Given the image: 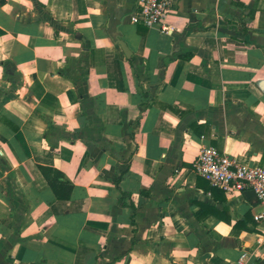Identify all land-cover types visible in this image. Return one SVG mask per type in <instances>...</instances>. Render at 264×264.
<instances>
[{
    "label": "crops",
    "instance_id": "1",
    "mask_svg": "<svg viewBox=\"0 0 264 264\" xmlns=\"http://www.w3.org/2000/svg\"><path fill=\"white\" fill-rule=\"evenodd\" d=\"M138 7L0 3V264H264L262 206L193 168L204 145L264 167V0Z\"/></svg>",
    "mask_w": 264,
    "mask_h": 264
},
{
    "label": "built area",
    "instance_id": "2",
    "mask_svg": "<svg viewBox=\"0 0 264 264\" xmlns=\"http://www.w3.org/2000/svg\"><path fill=\"white\" fill-rule=\"evenodd\" d=\"M4 0H0L2 3ZM171 0H139L137 12L131 16L133 23L153 26L164 22ZM193 168L208 183L225 193H242L252 190L262 210L254 214L255 220L264 221V167L238 162L214 146L200 148Z\"/></svg>",
    "mask_w": 264,
    "mask_h": 264
},
{
    "label": "trees",
    "instance_id": "3",
    "mask_svg": "<svg viewBox=\"0 0 264 264\" xmlns=\"http://www.w3.org/2000/svg\"><path fill=\"white\" fill-rule=\"evenodd\" d=\"M49 188L57 199H69L73 190V183L65 178L59 171L39 165ZM117 183V180H114Z\"/></svg>",
    "mask_w": 264,
    "mask_h": 264
},
{
    "label": "water",
    "instance_id": "4",
    "mask_svg": "<svg viewBox=\"0 0 264 264\" xmlns=\"http://www.w3.org/2000/svg\"><path fill=\"white\" fill-rule=\"evenodd\" d=\"M116 43L118 45H120V47H121L122 51L125 53V55L129 56V50L127 49L125 43L120 39H116ZM244 194L248 195L249 197L255 196L252 190H246V191H244Z\"/></svg>",
    "mask_w": 264,
    "mask_h": 264
}]
</instances>
